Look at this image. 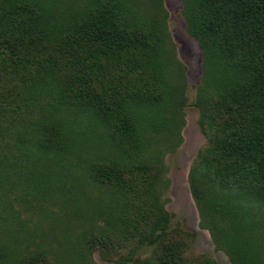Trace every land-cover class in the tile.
<instances>
[{
  "label": "trees",
  "instance_id": "obj_1",
  "mask_svg": "<svg viewBox=\"0 0 264 264\" xmlns=\"http://www.w3.org/2000/svg\"><path fill=\"white\" fill-rule=\"evenodd\" d=\"M57 2L0 0V53L6 50L3 60L15 63L17 70L35 68L26 74V95L38 86L36 75L48 84L50 80L56 104L64 113L73 112L84 131L49 115L56 109L27 119L18 99L5 103L9 101L2 98L0 199L8 201L6 182L12 176L32 173L22 161L41 164L36 171L43 180L58 163L73 165L88 183L114 196L109 202L115 211L111 228L102 229V238L87 241V247L127 250L153 243L160 234L154 256L126 261L215 264L207 255L186 256L183 242L166 233L167 213L147 198L153 189L147 178L148 133L163 118L155 112L162 113L175 98L164 86L169 73V65L162 63L167 59L164 19L138 16L130 0H84L68 12L69 22ZM183 2L188 31L201 49L205 102L200 125L207 137L189 175L190 191L202 227L210 230L219 248L222 243L230 248L235 264H264V0ZM43 44L47 52L42 54ZM53 48L61 56L75 49L98 52L105 61L98 64L96 84L62 75L56 62L44 60ZM116 78L121 84H110ZM88 130L95 136H88ZM95 150L97 162L92 161ZM134 175L144 177L142 187L135 185ZM20 244L18 238L0 242V264L47 263L41 253L11 257Z\"/></svg>",
  "mask_w": 264,
  "mask_h": 264
},
{
  "label": "rangeland",
  "instance_id": "obj_2",
  "mask_svg": "<svg viewBox=\"0 0 264 264\" xmlns=\"http://www.w3.org/2000/svg\"><path fill=\"white\" fill-rule=\"evenodd\" d=\"M83 1L56 0L59 13L69 22L71 19L69 20L68 12L73 13L75 6L81 5ZM130 2L138 16L149 21L164 19L167 59H163L162 63L165 66L169 65V73L163 79L164 86L175 97L173 105H168L162 113L155 112L163 118L148 133L147 167L151 171L147 178L152 181L153 189L147 198L149 201L156 200L155 203L167 213L169 223L166 233L170 235L169 237L183 242L186 256L197 259L207 255L215 264H235L229 254L230 248L224 247L223 243L219 248L210 230L202 227L201 217L189 186V175L199 153L206 146L207 137L200 125V107L205 102L204 93L200 89L201 49L198 41L188 31L183 13L184 2L183 0H130ZM45 46L46 44H43L39 47L42 54L47 52ZM53 49L46 53L44 60L56 62L58 71H64L61 72L62 75H68L78 82L81 79L96 84L99 76L98 64L105 61L99 58L98 52L90 53L85 49H75L61 56L56 48ZM5 55L6 50H2L0 101L3 98L9 101L5 103H12L18 99L16 105L22 107V116L27 119L49 114V111L56 109L57 113L49 115L61 117L82 129L73 112L68 110L64 113L56 104L57 93L50 80L48 84L44 77L40 79L36 75L38 86L26 95L25 91L30 90V84L25 83L29 80L26 74L35 71V68L17 70L15 63L10 64L9 60L7 64V60H3L8 57ZM16 63L21 64L18 58ZM119 75L122 76L124 73ZM116 80L110 84H121V79ZM95 87L100 91V84ZM116 87L119 88V85ZM121 88L123 89V86ZM158 128L159 131L156 132ZM92 131H87L88 136H95ZM96 156L95 150L93 162H97ZM22 164L32 173L25 172L14 178L12 176L13 179L6 182L10 185L8 201L0 199L2 209L0 242L10 244L18 238V243H21L16 252L12 251L14 255L11 257L41 253L45 255L44 260L48 264H135L127 262V257L144 260L157 253L160 234H157L158 238H155L153 243L144 246L131 245L127 250L115 249L113 245H108L107 250L99 245L87 247L85 245L87 241H98L102 238V229L111 228L115 211L112 208L113 204L109 202L114 196H107L105 191L101 192L88 183L80 168L74 169L73 165L64 166L58 163L56 167H52L53 173L46 175L43 180L36 171V168L38 172L42 170L41 164H37L36 167L30 162L28 166L27 160L22 161ZM125 175L129 177L128 174ZM143 178L134 175L132 180H135L136 186L142 187ZM7 206H13L15 210L8 209ZM227 226L229 225L225 227ZM226 245L231 247L232 242L228 241Z\"/></svg>",
  "mask_w": 264,
  "mask_h": 264
}]
</instances>
